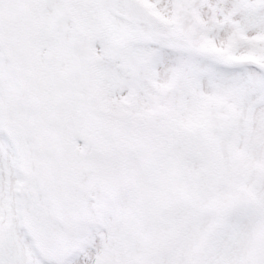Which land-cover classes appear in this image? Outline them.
Returning <instances> with one entry per match:
<instances>
[{"label":"rangeland","instance_id":"rangeland-1","mask_svg":"<svg viewBox=\"0 0 264 264\" xmlns=\"http://www.w3.org/2000/svg\"><path fill=\"white\" fill-rule=\"evenodd\" d=\"M0 264H264V0H0Z\"/></svg>","mask_w":264,"mask_h":264}]
</instances>
